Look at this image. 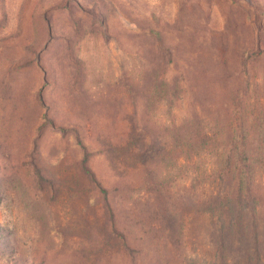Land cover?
Masks as SVG:
<instances>
[{
	"label": "rangeland",
	"instance_id": "obj_1",
	"mask_svg": "<svg viewBox=\"0 0 264 264\" xmlns=\"http://www.w3.org/2000/svg\"><path fill=\"white\" fill-rule=\"evenodd\" d=\"M242 201L264 264V0H0V264H220Z\"/></svg>",
	"mask_w": 264,
	"mask_h": 264
},
{
	"label": "trees",
	"instance_id": "obj_2",
	"mask_svg": "<svg viewBox=\"0 0 264 264\" xmlns=\"http://www.w3.org/2000/svg\"><path fill=\"white\" fill-rule=\"evenodd\" d=\"M241 179H243V177H241ZM240 181L242 182V180ZM246 207L247 206L245 205L244 201L240 202L241 215L235 214V218H231L230 221L227 223H223L221 221L220 229L218 231V234H219L218 240L216 242V246L218 247L217 258L220 264H230L231 260L230 258L226 257V255L224 254V251H229L231 254L234 253V249L237 248V247H233L234 244H239L241 242L239 239L229 240L228 237L232 235L239 236L243 233V229L241 227L242 220H243L242 214H244L245 211L247 210ZM225 212H235L236 213V210H233V211L228 210ZM255 223H256L255 219H252V223L250 224L251 229H252L251 232H252V236L254 237V241H257L259 244V234L257 233V226L255 225ZM250 251H251V246H250ZM259 251L255 252L256 256L259 255ZM252 254L253 252L251 254H249L248 252L246 253V255L244 256L245 264H249L250 262H252ZM213 264H216V260H213Z\"/></svg>",
	"mask_w": 264,
	"mask_h": 264
}]
</instances>
